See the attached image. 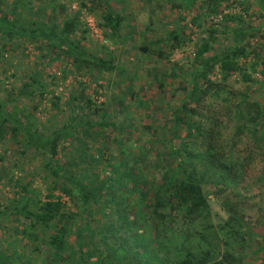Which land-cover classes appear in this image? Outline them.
Masks as SVG:
<instances>
[{"label":"trees","instance_id":"obj_1","mask_svg":"<svg viewBox=\"0 0 264 264\" xmlns=\"http://www.w3.org/2000/svg\"><path fill=\"white\" fill-rule=\"evenodd\" d=\"M159 1L168 2L169 8L178 12L179 22L164 37L139 45L141 52L168 62L171 52L192 40L186 37L193 33L188 23L205 37L195 47L196 68L188 93L169 116L172 125L168 136L158 138L155 145L166 164L157 182L142 176L145 169L140 163L147 160L144 149L132 151L116 165L102 149L91 154L85 143L95 132L104 139L108 131L116 136L128 132L126 124L106 119L105 102L97 123L85 121L83 115H70L67 125L48 134L0 110L2 127L7 131L9 126V135L16 139L19 150L12 169L1 170V177L13 191L7 204H0V223H18L22 218V230L15 231L21 255L2 246L0 264H249L244 259L253 241L257 238L263 243L257 250L264 248V234L254 227L257 221H264L260 205L264 202V103L259 99L264 89V0ZM52 9L59 10L63 18L57 31L51 22L45 31L40 27L29 30L7 20L6 24L0 21V34L35 44L39 51L44 46L54 57L61 53L80 72L95 69L102 74L117 69L121 74L122 68L112 65L114 56L104 59L82 48L83 12L98 16L96 25L104 39L118 34L126 18L109 0H79L77 9H67L63 4ZM189 11L192 15L186 21L182 14ZM210 15L221 16V21L210 22L206 28ZM230 32L233 44L211 52L216 40ZM3 48L9 50L6 45ZM33 66L34 73L29 78L23 76L28 80L10 93L9 101L36 91L44 96L45 84L38 79L42 75L39 63ZM255 73L261 78L259 85H255ZM233 77L246 88L256 86L253 90L259 98L235 89L229 83ZM95 81L93 92L98 95L102 85ZM77 93L78 102L90 115L98 113L96 100L85 94L84 87ZM233 117L241 124L232 125ZM77 123H84L88 129L78 132ZM93 128L98 130L91 132ZM157 128L146 127L152 130V138ZM64 131H71V136L84 145L77 162L64 147ZM258 156L263 172L247 182L250 175L243 174ZM19 158L26 159V164L36 160L40 168L25 169ZM130 163L139 164L141 170ZM100 165L104 166L102 176L97 173ZM34 177H46L45 194H41ZM139 231L146 232L142 235L146 237L141 238ZM35 254L39 259L32 261Z\"/></svg>","mask_w":264,"mask_h":264},{"label":"rangeland","instance_id":"obj_2","mask_svg":"<svg viewBox=\"0 0 264 264\" xmlns=\"http://www.w3.org/2000/svg\"><path fill=\"white\" fill-rule=\"evenodd\" d=\"M78 1L0 0V21H4L3 24H6L7 20L13 21L15 25L23 26V28L29 30L40 27L45 31H47L48 24L55 23L57 31L62 26L63 18H61L59 10H53L52 8L55 5L63 4L67 9H77ZM109 1L111 6L126 18L117 32L119 36L115 35L104 39V35L96 25V21L99 19L98 16L83 12L81 17L82 21H84L82 29H85V38L82 48L91 54L101 55L104 59L114 56L115 59L112 61V65L121 67V74H118L117 69L106 73L103 72L102 74H98L95 69L92 72L86 70L80 72L77 70V65L69 57H64L61 53H57L54 57V54L50 51L51 49L45 51L44 46L39 51L35 49V44L15 41L11 38L7 39L4 34H0V104H2L0 110L17 117L22 122L30 124L31 127L37 128L39 132L43 131L44 134H48L67 125L70 115L78 117L83 115L82 118L85 121L97 123L101 120L100 116L104 111L103 108H105L101 104L105 102L108 111L106 119L117 124H126L129 134L127 132L121 136L118 134L116 136L114 131H108L106 133L107 139H104L100 133L97 134L95 132L94 136L91 139H87V143H85L90 148L91 154L96 155L97 151L102 149V151L104 150V155L109 157L110 161L116 165L132 151L140 152V149H144L147 151V160L143 159L140 165L144 166L145 171L141 170L139 164L130 163V165L136 170L139 168L145 179L157 182L158 177L162 173V168L166 164L161 159V149L155 147V145H157L158 138L163 140V137L168 136L167 130L172 125L170 114L172 110L179 106L181 100L188 93L190 76L196 68L193 63L195 47L198 41L205 37V34L201 33L200 30L197 31L195 27L188 23L193 33L189 36L186 35V37L192 40L187 41L181 49L171 52L168 62L159 60L153 53L141 52L139 45L148 44L153 39L164 37L178 24V12L171 10L168 2L159 0ZM24 3L27 5H24ZM70 15L71 12L67 11L66 16L70 17ZM182 15L185 16L186 21H189L192 14L190 15L189 11L183 12ZM220 17L217 15L208 16L204 24L205 27L207 28V24L210 22L221 21L219 20ZM75 36L79 37V35ZM74 37L73 39H75ZM36 42L41 45L40 39ZM233 42L232 32L221 35L213 44L211 52L230 47ZM3 45L9 48L7 52L3 50ZM101 45L106 48L102 49ZM24 48L26 49L24 50ZM155 48L153 47V50ZM34 63H39L42 75L38 79L45 84L44 92H46L44 96L41 97L36 91L32 96H22L17 101H9L10 93H15L17 88L28 80L23 76L29 78L30 74L34 73ZM253 75L257 81L255 85H259L261 78L257 73ZM95 79H98V83L102 85L98 90V95L93 92L97 85ZM159 81L162 83L161 86H159ZM229 83L240 92L248 91V94H251L252 97H258L253 90L256 86H247L248 88H246V84L240 82L237 77L231 78ZM80 87H84L85 94L92 96V99L96 100L94 107H98V113L90 115L89 110L84 108L83 103L78 102L77 90ZM261 93V97L258 98L264 103V89H262ZM131 94H133V97H131ZM54 97H58V100H54ZM74 97H77V99L73 100ZM54 101H56V106L53 105ZM83 111L84 114H82ZM232 121L235 122L232 125L241 124L240 120H236L234 117ZM2 124L0 115V129L2 131L0 132V157L3 158V161L0 159V204L5 205L9 196L12 195L13 189L7 186L5 179L1 177V170H9L13 164L15 153L19 152V150L15 147L16 139L9 135V126H7L9 130L7 129L6 131ZM147 126H151L153 129L158 127L153 138L151 137L152 130L146 129ZM75 128H77L78 132H81L82 129H88L84 123L83 125L77 123ZM95 130L97 131L98 129L93 128L91 132ZM69 132L70 134L67 131L63 132L64 138H66L64 147L68 149L67 152L70 150V157L77 162L79 160L78 155H80L79 149H83L84 145L71 136V131ZM231 132V130L228 131V133ZM115 137L117 140H115ZM238 148L241 150V147ZM238 153L243 155L242 151H238ZM28 154L30 155L31 153ZM19 159L25 163V169L29 166L40 168L39 162L36 160H33L32 164H26V159ZM105 161L107 163V160ZM9 162L10 164H7ZM155 165L157 166L156 170L152 169V166ZM247 169V173L244 172L243 174V177L246 174L250 175L246 181L252 182L256 180L263 172L262 158L258 156L248 165ZM97 170L98 172H96L102 176L104 166L100 165ZM241 174L242 170L238 172L239 177ZM45 179L46 177H41V179L34 177L36 185L41 188L42 195L46 193L45 185L47 184V179ZM260 205L262 212H264V202ZM21 222L22 218H20L18 223H10V221L5 222V224L0 223V247H11L20 255L22 248L15 231L19 232L22 230ZM254 227L255 230L264 234L263 218L257 221ZM139 232L141 238L146 237L142 236L146 235V232ZM143 241L150 247L148 238ZM262 244L256 238L251 248L246 252L244 261L249 264H264V248H258L257 250V247ZM37 256L35 254L32 257V261L38 260L39 256L38 258Z\"/></svg>","mask_w":264,"mask_h":264}]
</instances>
